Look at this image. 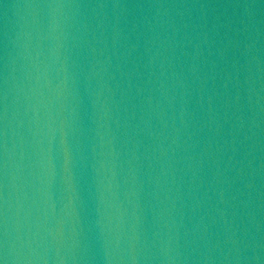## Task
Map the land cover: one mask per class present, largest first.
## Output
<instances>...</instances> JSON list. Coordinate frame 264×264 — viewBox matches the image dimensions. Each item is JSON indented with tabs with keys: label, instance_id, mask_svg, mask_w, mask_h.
Instances as JSON below:
<instances>
[{
	"label": "water",
	"instance_id": "95a60500",
	"mask_svg": "<svg viewBox=\"0 0 264 264\" xmlns=\"http://www.w3.org/2000/svg\"><path fill=\"white\" fill-rule=\"evenodd\" d=\"M0 264H264V0H0Z\"/></svg>",
	"mask_w": 264,
	"mask_h": 264
}]
</instances>
